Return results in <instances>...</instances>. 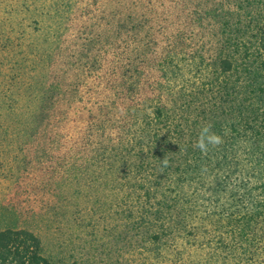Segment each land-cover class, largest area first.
<instances>
[{"label":"trees","instance_id":"trees-1","mask_svg":"<svg viewBox=\"0 0 264 264\" xmlns=\"http://www.w3.org/2000/svg\"><path fill=\"white\" fill-rule=\"evenodd\" d=\"M19 1L0 0V149L54 200L77 185L92 245L8 227L0 264H264V0Z\"/></svg>","mask_w":264,"mask_h":264},{"label":"rangeland","instance_id":"rangeland-1","mask_svg":"<svg viewBox=\"0 0 264 264\" xmlns=\"http://www.w3.org/2000/svg\"><path fill=\"white\" fill-rule=\"evenodd\" d=\"M77 1L80 2L81 0ZM25 17L27 16L19 14L18 22L21 24L22 18ZM0 18L5 19L7 17L3 12H0ZM77 120L79 123L81 122V119L76 118L73 119L72 124L67 126L70 130V136L75 135L76 124L81 126ZM0 151L6 154L1 156L5 167L3 169L0 167V231L8 227L28 228L43 239L49 254L61 255V257L63 255L69 256L71 249L77 248L79 251L81 248L84 249L86 246L92 245L85 241L91 240L88 238L89 236L86 237L90 233V229L82 227L77 229V232L74 229L73 232V223L68 221L75 211V205L79 204L78 207L83 209L94 207L90 201L79 200L77 202L75 198H72L73 192L78 188L77 185L74 184L75 188L71 191L58 188V195L54 200V195L49 192L48 182L45 189L39 188L37 185V176L35 178V173L32 171L33 167L30 165V159L34 158L33 155H29V157L24 153V155L14 159L16 154H20L21 147L20 144L12 142L11 139L4 142ZM85 193L89 194L91 200L95 202V198L98 196L95 191L85 190ZM65 197L70 202L64 203V200H60ZM48 204H52V206L49 207ZM55 204L58 206L56 211L54 210ZM86 233L88 234L85 235ZM73 234L75 240L71 242L69 236Z\"/></svg>","mask_w":264,"mask_h":264},{"label":"clouds","instance_id":"clouds-1","mask_svg":"<svg viewBox=\"0 0 264 264\" xmlns=\"http://www.w3.org/2000/svg\"><path fill=\"white\" fill-rule=\"evenodd\" d=\"M211 125L206 124L201 128V131L198 135L196 142L193 147L198 149L202 154H207L209 147H216L223 143V139L220 135L211 131ZM162 163L164 166H167V159H163Z\"/></svg>","mask_w":264,"mask_h":264}]
</instances>
